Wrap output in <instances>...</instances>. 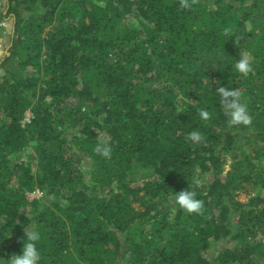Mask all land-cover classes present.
Instances as JSON below:
<instances>
[{
  "label": "trees",
  "instance_id": "trees-1",
  "mask_svg": "<svg viewBox=\"0 0 264 264\" xmlns=\"http://www.w3.org/2000/svg\"><path fill=\"white\" fill-rule=\"evenodd\" d=\"M187 2L0 0V259L35 225L40 264H264V0Z\"/></svg>",
  "mask_w": 264,
  "mask_h": 264
},
{
  "label": "clouds",
  "instance_id": "clouds-1",
  "mask_svg": "<svg viewBox=\"0 0 264 264\" xmlns=\"http://www.w3.org/2000/svg\"><path fill=\"white\" fill-rule=\"evenodd\" d=\"M182 7H189L187 0H181ZM235 68L238 72L247 75L252 68L251 58L247 55L242 56L236 63ZM219 104L227 117V123L232 125H248L251 123V116L248 113L247 105L240 100V93L225 87L217 90ZM201 119L208 120L210 113L201 109L199 111ZM187 138L193 143H198L203 139L201 132L193 130L188 133ZM94 151L99 155L109 158L111 156V147L106 142L98 143ZM197 185L201 181L195 182ZM175 202L179 208L187 213L200 214L204 208V202L199 198L197 191L191 183L188 187L176 191ZM24 235L20 237L21 250L19 253H13L8 258L0 259V264H40L42 256L38 242L41 239V233L35 225L30 229L23 228Z\"/></svg>",
  "mask_w": 264,
  "mask_h": 264
},
{
  "label": "rangeland",
  "instance_id": "rangeland-1",
  "mask_svg": "<svg viewBox=\"0 0 264 264\" xmlns=\"http://www.w3.org/2000/svg\"><path fill=\"white\" fill-rule=\"evenodd\" d=\"M2 24L4 26L6 24H8L9 26H11V24L9 22H3ZM5 31H7V30L5 29ZM0 38H1V41H0V58H2L3 57V54L5 53V51L7 49V41L9 39V37L5 34V32H3L1 34V36H0ZM28 151L29 150H27V152ZM262 162H263V165H264V160ZM256 193H259V195H261L264 198V188L263 189H260V190H257ZM29 199H31V198L29 197ZM218 248H219V246H216L215 247V250H217Z\"/></svg>",
  "mask_w": 264,
  "mask_h": 264
},
{
  "label": "built area",
  "instance_id": "built-area-1",
  "mask_svg": "<svg viewBox=\"0 0 264 264\" xmlns=\"http://www.w3.org/2000/svg\"><path fill=\"white\" fill-rule=\"evenodd\" d=\"M30 117H31V113L27 111V112L25 113V116H24L23 120H22V123H24L25 121H29ZM27 196H28V198L30 197L31 199H32V198H38V197L41 196V192H40L38 189H36V190L33 191V192H29V193L27 194Z\"/></svg>",
  "mask_w": 264,
  "mask_h": 264
},
{
  "label": "water",
  "instance_id": "water-1",
  "mask_svg": "<svg viewBox=\"0 0 264 264\" xmlns=\"http://www.w3.org/2000/svg\"><path fill=\"white\" fill-rule=\"evenodd\" d=\"M9 27L11 28V26H9L8 24L5 25V28H6V30H7L8 33H10V28ZM0 41H1V38H0Z\"/></svg>",
  "mask_w": 264,
  "mask_h": 264
}]
</instances>
